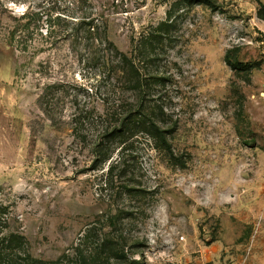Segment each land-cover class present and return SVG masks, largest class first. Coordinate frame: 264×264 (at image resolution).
Masks as SVG:
<instances>
[{
  "label": "rangeland",
  "instance_id": "1",
  "mask_svg": "<svg viewBox=\"0 0 264 264\" xmlns=\"http://www.w3.org/2000/svg\"><path fill=\"white\" fill-rule=\"evenodd\" d=\"M9 2L27 8L16 13ZM211 2L0 0V237L23 236L26 252L46 264H76L78 249L91 264H264V0ZM29 11L70 23L52 36L47 23L27 33ZM86 16L107 23V38L125 53L171 24L148 69L162 77L148 104L162 107L182 164L139 133L123 152L112 149L127 173L105 186L95 127L86 125L81 141L71 123L102 111L120 89L103 66L104 45L74 30ZM228 52L256 69L232 70ZM54 84L59 91L46 92ZM123 98L138 105L140 94ZM126 186L144 194L130 196ZM107 240L126 258L101 247Z\"/></svg>",
  "mask_w": 264,
  "mask_h": 264
},
{
  "label": "trees",
  "instance_id": "2",
  "mask_svg": "<svg viewBox=\"0 0 264 264\" xmlns=\"http://www.w3.org/2000/svg\"><path fill=\"white\" fill-rule=\"evenodd\" d=\"M189 3L213 7L211 0H187ZM64 14H57L50 11L48 14L42 11H29L22 16L25 24L22 26L24 32L31 30H40L42 25L47 23L46 33L48 36L56 34L57 29L68 27V17ZM258 17L264 21V5H260ZM76 33L83 32L86 38L100 43L103 46V66L116 77L120 89L113 92V96L104 101L102 111L93 109L92 111H82L81 115H73L71 123L73 132L81 141H86V125H93L97 132V139L92 144L95 167H104L108 164L105 177V186L114 181L115 175L122 174L126 176V170H121L122 159L112 161V149L117 146L121 152L127 149L130 139L139 133L149 137L154 145L155 151L166 153L172 161L182 164L183 162L173 154L171 143L168 138V132L162 126V107L150 106L148 98L150 90L159 86L162 77L149 72V67L154 64L160 56V48L164 45L170 34L171 24L161 22L157 28L147 33H143L141 41L132 46L130 53L120 51L112 44L106 36L107 23L97 22L95 17H83L74 24ZM134 42L133 39L131 40ZM113 48H112V47ZM225 61L232 70L239 74L250 75L256 66L253 64L242 63L236 58L231 57L228 52ZM59 91V85H52L46 88L47 91ZM137 91L140 94L138 105L129 100H124L123 96L128 91ZM150 102V101H149ZM51 107V106H50ZM97 114V115H95ZM55 124L57 121L53 118ZM91 145V144H90ZM123 154V153H122ZM123 158V157H122ZM125 192L133 197H139L144 191L125 187ZM0 206V214L3 212ZM112 228H116L118 218L112 214L107 216ZM85 239V238H84ZM101 247H108L113 258L125 259L124 248L113 240H107L101 244ZM23 255V256H22ZM96 259V258H95ZM76 264H91V258H84L80 249L77 253ZM0 264H46L41 260L33 258L25 250V239L19 234L10 233L0 237ZM131 264H136L132 262Z\"/></svg>",
  "mask_w": 264,
  "mask_h": 264
},
{
  "label": "clouds",
  "instance_id": "3",
  "mask_svg": "<svg viewBox=\"0 0 264 264\" xmlns=\"http://www.w3.org/2000/svg\"><path fill=\"white\" fill-rule=\"evenodd\" d=\"M9 9H14L16 13H23L26 8H27V5H23L21 4L20 6H17L16 3H13V2H9L7 5H6Z\"/></svg>",
  "mask_w": 264,
  "mask_h": 264
}]
</instances>
